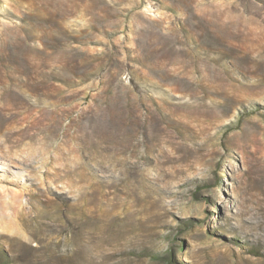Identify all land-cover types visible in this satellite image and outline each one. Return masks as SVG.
<instances>
[{
  "label": "rangeland",
  "instance_id": "rangeland-1",
  "mask_svg": "<svg viewBox=\"0 0 264 264\" xmlns=\"http://www.w3.org/2000/svg\"><path fill=\"white\" fill-rule=\"evenodd\" d=\"M0 264H264V0H0Z\"/></svg>",
  "mask_w": 264,
  "mask_h": 264
}]
</instances>
